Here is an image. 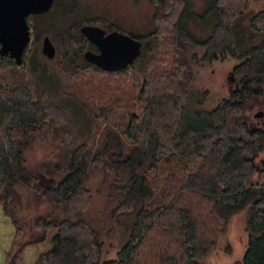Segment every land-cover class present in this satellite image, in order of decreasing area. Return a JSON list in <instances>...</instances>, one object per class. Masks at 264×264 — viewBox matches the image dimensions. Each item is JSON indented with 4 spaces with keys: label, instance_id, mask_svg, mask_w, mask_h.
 <instances>
[{
    "label": "trees",
    "instance_id": "1",
    "mask_svg": "<svg viewBox=\"0 0 264 264\" xmlns=\"http://www.w3.org/2000/svg\"><path fill=\"white\" fill-rule=\"evenodd\" d=\"M210 1L216 20L206 37L183 20L187 0H159L163 12L154 15L152 31L88 17L59 30L49 58L41 44L52 31H41L38 18L52 5L29 15L34 38L22 64L0 51V206L15 226L5 264H23L25 248L49 237L38 264H205L243 209L248 241L241 264H264V118L256 123L249 116L264 98V10L250 19L256 34L240 41L235 26L249 0ZM82 23L139 37L133 68L107 71L89 63L84 52L96 47L81 33ZM253 37L260 40L252 44ZM37 53L54 66L62 92L98 123L97 142L73 148L59 179L48 165L45 179L30 166L40 148L60 152L74 143L67 108L48 87L35 88L30 70ZM144 55L149 60L140 69ZM228 55L237 59L235 87L211 109L194 107L209 94L196 88L195 66ZM55 168L64 171L60 162ZM96 172L97 190L89 185ZM24 189L35 207L28 220L18 214ZM95 194L103 200L91 212ZM113 240L117 256L106 258Z\"/></svg>",
    "mask_w": 264,
    "mask_h": 264
},
{
    "label": "rangeland",
    "instance_id": "2",
    "mask_svg": "<svg viewBox=\"0 0 264 264\" xmlns=\"http://www.w3.org/2000/svg\"><path fill=\"white\" fill-rule=\"evenodd\" d=\"M158 3L159 0H54L51 11L46 16L38 18V26L41 31L46 29L52 31L53 37L51 39L54 44L60 41V31L66 30L72 23L82 22L88 17L95 16L103 17L105 23L109 26L114 24L126 31L147 33L156 27L154 15L163 12ZM187 3V11L183 20L186 21L187 27L196 35L206 37L211 32L213 22L216 20L215 6L210 0H187ZM260 10H264V0H249V5L244 8L242 17L235 26L240 41L248 40L252 34H256L252 32L249 24L251 17ZM72 32L77 33L74 30ZM259 40L253 37L252 41L254 43L252 44L257 43ZM148 60L149 57L146 55L141 58L139 61L140 69L146 67ZM236 63L237 59L228 55L223 59L204 62L202 65L195 66V86L199 90L209 89V94L202 105L193 104L194 107L211 109L224 96L229 95L230 89L236 85V80L232 76V69ZM66 66L69 67L68 64ZM130 67L133 68L132 65ZM30 73L33 76L35 88L38 90L44 87L51 89L54 98L67 108L71 116L70 129L74 133V143L60 152L57 150L44 152V149L40 148L37 153L30 157L31 168L40 173L42 179L46 178L45 174L49 175L48 170L45 168L47 165L49 169H52V175L59 179L67 170L73 148L82 142L90 144L97 142L96 130L98 123L78 99L62 92L60 83L55 78L57 72L54 66L39 53L34 55L31 60ZM90 74L94 75V73ZM25 77H27L26 73L21 72L20 78L24 79ZM259 110L264 111V98L249 111L250 119L256 123L261 122L264 118V115L263 117L255 116V113ZM188 121L197 124L202 123V120L197 117L189 118ZM59 162L64 171L62 169L58 171L55 168V164ZM99 180L100 174L96 172L91 176L89 185L97 190ZM23 195L25 198L23 207H21L18 214L21 219L28 220L35 215V207L33 204H27L32 198V193L24 189ZM102 200L103 196L101 194H95L94 201L89 208L90 211L95 212L100 207ZM246 220V209L235 213L231 217L226 231L219 238L216 249L203 259L205 264H241L248 241L245 229ZM14 233L15 226L12 219L4 213L2 206H0V264L6 263V255L12 247ZM50 246V237L44 242L29 244L23 252V264H38L39 255L49 249ZM117 251L118 242L113 240V245L107 246L106 258H115Z\"/></svg>",
    "mask_w": 264,
    "mask_h": 264
},
{
    "label": "water",
    "instance_id": "3",
    "mask_svg": "<svg viewBox=\"0 0 264 264\" xmlns=\"http://www.w3.org/2000/svg\"><path fill=\"white\" fill-rule=\"evenodd\" d=\"M53 3L54 0H0V51L22 64L34 38L29 15L48 10ZM80 31L98 47V51L87 49L85 59L103 70L127 68L141 53L142 40L120 29L106 32L100 25L85 23ZM41 49L49 58L56 55V46L49 34L44 35ZM263 115V110L255 113L258 117Z\"/></svg>",
    "mask_w": 264,
    "mask_h": 264
},
{
    "label": "flooded vegetation",
    "instance_id": "4",
    "mask_svg": "<svg viewBox=\"0 0 264 264\" xmlns=\"http://www.w3.org/2000/svg\"><path fill=\"white\" fill-rule=\"evenodd\" d=\"M159 4V3H158ZM81 27V26H80ZM113 29H118V28H111V29H109V30H106V32H109V31H111V30H113ZM94 44V43H93ZM94 46L96 47V50H94V51H98V47L94 44Z\"/></svg>",
    "mask_w": 264,
    "mask_h": 264
}]
</instances>
